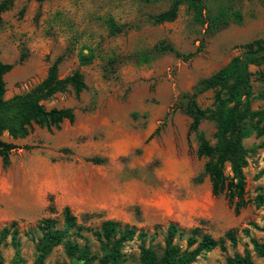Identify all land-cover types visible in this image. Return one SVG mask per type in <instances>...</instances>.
Segmentation results:
<instances>
[{
	"label": "rangeland",
	"instance_id": "374dc122",
	"mask_svg": "<svg viewBox=\"0 0 264 264\" xmlns=\"http://www.w3.org/2000/svg\"><path fill=\"white\" fill-rule=\"evenodd\" d=\"M170 1L12 0L1 13L0 61L12 64L3 75L4 98L34 86L57 57L58 75L78 68L86 87L77 96L68 91L43 102L45 108L71 107L72 122L33 126L19 139L0 134L17 145L7 165L0 160V226L14 220L18 230L17 249L8 237L1 244L0 264H32L36 251L24 230L41 217L60 226L64 205L81 225L96 228L115 219L146 232L145 244L153 246H162L169 222L199 226L214 238L233 230V245L224 241V251L215 247L191 264H224L226 256L244 249L252 264H264L250 243L264 242V138L251 134L242 140L248 149L247 202L234 213L233 203L210 193L202 173L205 157L196 155L190 118L178 101L197 79L238 54L240 44L264 38V0H201L211 14L223 7L241 15L213 31L194 23L184 3L172 21L153 23L151 16ZM109 19L120 32L110 33ZM166 43L181 55L192 54L154 50ZM88 49L91 62L78 66L77 53ZM249 70L253 92L264 89V63ZM211 101V91L196 96L200 107ZM251 107H264V99H253ZM198 128L212 143L214 123L202 120ZM81 232L100 254L92 235ZM138 244L137 237L123 243L122 264H138ZM75 262L57 245L43 264Z\"/></svg>",
	"mask_w": 264,
	"mask_h": 264
},
{
	"label": "trees",
	"instance_id": "16d2710c",
	"mask_svg": "<svg viewBox=\"0 0 264 264\" xmlns=\"http://www.w3.org/2000/svg\"><path fill=\"white\" fill-rule=\"evenodd\" d=\"M182 3L190 10L192 21L204 25L209 31L216 30L229 21L239 22L241 19L237 10L228 12L223 7L211 14L201 0H171L165 10L151 16V21H172ZM11 4L12 0H0V15ZM108 30L110 33H117L121 31V27L109 19ZM239 48V53L233 55L223 66L197 79L190 91L178 95L181 108L190 118L188 131L194 133L197 141L196 155L205 157L202 173L207 176L210 193L214 196L221 194L229 203H233L234 213H238L247 202L243 196V168L247 164L248 149L244 147L242 140L251 134L264 138V107H251L253 99H264V89L253 92L252 71L249 70V66L258 67L264 63V38H254L240 44ZM154 50L172 51L182 58L192 54L181 55L167 43L155 46ZM92 55L89 49L87 54L79 51L78 66L89 64ZM58 61L59 57L54 59L47 66L43 78L30 89L8 98L3 97V75L12 64L0 61V134L5 132L11 139H19L25 137L33 126L58 128L64 120L73 121L74 112L71 107L45 108L43 105L44 101L53 98L57 93L71 91L77 96L86 87L82 72L78 68L60 77ZM205 91L212 92V101L209 106L200 107L196 96ZM202 120L214 123L212 143L198 128ZM262 144L264 145V139ZM16 147L14 142L0 139L2 165L8 164L9 153ZM226 166L228 173H225ZM60 213V226L56 225L54 218L41 217L24 230L23 235L33 243L36 251L32 264H43L48 252L57 245L63 246L67 257L76 260L70 264H122L124 255L121 247L133 237L139 240L138 264H191L197 256L215 247L224 251V241L231 245L236 241L233 230H226L221 236L214 238L203 232L199 226L184 229L169 222L165 227L162 246H153L151 243L145 244L146 232H136L133 225L122 224L115 219H103L98 227L92 228L79 224L67 205L61 208ZM82 230L89 232L93 240L97 241L100 254L91 251L89 238ZM17 235L16 221L12 220L0 226V246L8 237L9 243L17 249ZM178 241H183V245ZM250 243L252 249L264 258V242L250 238ZM224 264H252L251 255L247 249L241 253L234 252L225 257Z\"/></svg>",
	"mask_w": 264,
	"mask_h": 264
}]
</instances>
